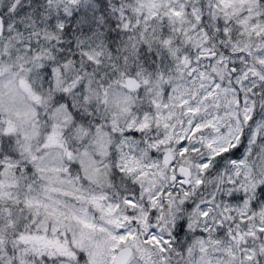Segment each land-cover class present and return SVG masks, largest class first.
<instances>
[{
	"label": "snow or ice",
	"instance_id": "snow-or-ice-1",
	"mask_svg": "<svg viewBox=\"0 0 264 264\" xmlns=\"http://www.w3.org/2000/svg\"><path fill=\"white\" fill-rule=\"evenodd\" d=\"M0 264H264V0H0Z\"/></svg>",
	"mask_w": 264,
	"mask_h": 264
},
{
	"label": "clouds",
	"instance_id": "clouds-1",
	"mask_svg": "<svg viewBox=\"0 0 264 264\" xmlns=\"http://www.w3.org/2000/svg\"><path fill=\"white\" fill-rule=\"evenodd\" d=\"M5 101L7 103V96H5ZM4 118H6V117H4ZM21 123H23V121ZM116 135H117V133H114L113 138H115ZM50 152L53 155L48 160H46L44 162V166L46 168L49 167V165L55 167L61 163V159H60L59 155H57V153L59 152V149L52 147L50 149ZM104 160H105L106 164H113L114 163L113 159H111L110 156H105ZM72 163L78 164V161L73 160L70 163L66 159L63 160V164L67 167H71ZM85 163H86V167H89L91 169L90 177H91L92 183L89 185V187L93 188L94 190H105L107 188V180L111 176L115 175V172L112 169H104V168L100 169L99 171H96L94 165H89L87 163V158H85ZM78 171H79L78 168H74V169H72V174L75 175ZM105 173H107V175ZM52 175L55 176L56 173L52 172ZM80 175L83 176V173L81 172Z\"/></svg>",
	"mask_w": 264,
	"mask_h": 264
}]
</instances>
